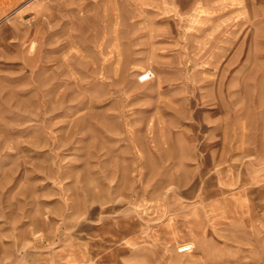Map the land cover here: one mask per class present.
I'll use <instances>...</instances> for the list:
<instances>
[{
	"label": "rangeland",
	"instance_id": "1",
	"mask_svg": "<svg viewBox=\"0 0 264 264\" xmlns=\"http://www.w3.org/2000/svg\"><path fill=\"white\" fill-rule=\"evenodd\" d=\"M263 142L264 0H0V264H196L207 147Z\"/></svg>",
	"mask_w": 264,
	"mask_h": 264
},
{
	"label": "crops",
	"instance_id": "2",
	"mask_svg": "<svg viewBox=\"0 0 264 264\" xmlns=\"http://www.w3.org/2000/svg\"><path fill=\"white\" fill-rule=\"evenodd\" d=\"M207 150L210 157L201 166L210 180L203 184L201 202L209 212L203 220L206 231L198 233L201 221L188 218L196 264H264V142L236 153L227 145Z\"/></svg>",
	"mask_w": 264,
	"mask_h": 264
},
{
	"label": "built area",
	"instance_id": "3",
	"mask_svg": "<svg viewBox=\"0 0 264 264\" xmlns=\"http://www.w3.org/2000/svg\"><path fill=\"white\" fill-rule=\"evenodd\" d=\"M150 77L149 74H145L142 76L143 80H146ZM194 246L190 243H185L182 244L179 248H178V252L181 254H185V253H192L194 251Z\"/></svg>",
	"mask_w": 264,
	"mask_h": 264
}]
</instances>
